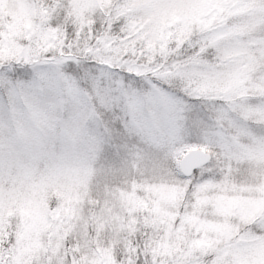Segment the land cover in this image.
I'll return each mask as SVG.
<instances>
[{"label": "snow or ice", "instance_id": "6c2138e0", "mask_svg": "<svg viewBox=\"0 0 264 264\" xmlns=\"http://www.w3.org/2000/svg\"><path fill=\"white\" fill-rule=\"evenodd\" d=\"M0 119V264H260L264 0H0Z\"/></svg>", "mask_w": 264, "mask_h": 264}, {"label": "rangeland", "instance_id": "374dc122", "mask_svg": "<svg viewBox=\"0 0 264 264\" xmlns=\"http://www.w3.org/2000/svg\"><path fill=\"white\" fill-rule=\"evenodd\" d=\"M6 6V10H7ZM18 17L22 20V21H26L27 19V11L24 8H19L16 10ZM8 128L7 125L3 123L2 119H0V143H3L4 140L7 138L8 135ZM19 157L7 160L6 162H4L3 165V171L5 173V175H17L21 172V168L19 166ZM34 212L38 211V209H33ZM258 257L260 260V264H264V247L260 248L258 250Z\"/></svg>", "mask_w": 264, "mask_h": 264}]
</instances>
